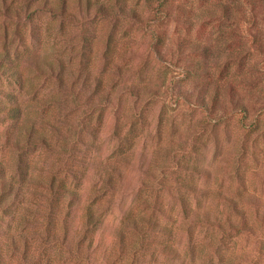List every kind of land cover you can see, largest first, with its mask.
<instances>
[{"label":"rangeland","instance_id":"1","mask_svg":"<svg viewBox=\"0 0 264 264\" xmlns=\"http://www.w3.org/2000/svg\"><path fill=\"white\" fill-rule=\"evenodd\" d=\"M0 53L19 71L0 73L19 109L0 113V264H79L89 204L102 249L133 211L183 253L192 232L199 264H264V0H0Z\"/></svg>","mask_w":264,"mask_h":264},{"label":"trees","instance_id":"2","mask_svg":"<svg viewBox=\"0 0 264 264\" xmlns=\"http://www.w3.org/2000/svg\"><path fill=\"white\" fill-rule=\"evenodd\" d=\"M46 5L48 8H50L49 10H55L53 5ZM67 7V3H64L61 9L57 11L59 12L58 14L64 18L74 17V15L69 12ZM101 7L102 6H100V8ZM4 60L7 61L5 59V53H0V64H3L5 62ZM49 66L53 68L52 64H50ZM37 68L40 69V66L37 65ZM0 73L3 76L15 79L18 76L19 71L15 67L14 69H10L7 66H0ZM0 97L12 98V100H15L16 98L12 93H6L1 89ZM205 110L207 116L209 117V120H211L208 114V109L205 108ZM0 113L18 115L19 109H12V107H8L6 104L0 103ZM34 128L35 124H32L25 129V135H27L28 144H34L37 138H41L40 142L43 145L48 144L46 136L41 135L40 133L38 134V132ZM15 144L17 146V150L22 149L19 142H16ZM20 158H22V155L20 156ZM188 168L190 169V167ZM191 170H193V172H197L198 169L193 167L191 168ZM49 181L50 190L52 192L56 191V183H62L58 184L57 188L59 191L61 189L62 192L69 193V195L72 196V200L81 201V193L77 190L68 188L64 184L62 179H58L53 175ZM184 188L196 192L193 185L187 184ZM182 205L185 217L188 218L191 216V214H194L191 217V222L194 225L209 224L210 215H203L198 211L194 212L193 208L190 207V204L184 201V199L182 200ZM104 211L105 210L100 211L96 206L92 204L86 205L82 208L83 225L81 234L78 239V245L76 249L77 253L74 257V259H76L79 264H146L145 262L147 260L150 262H154L152 264H160L158 263V261H160L161 257L167 258V264H187L186 260L188 256L190 257L192 264H199V260L197 259V257L199 256L200 251H202V248L200 244H198L197 242L195 243V235L192 232H190L189 235V250L187 253H183L179 246H177L179 241L176 228L177 226L172 227L166 224H161L159 223L158 219H147L146 217L136 215L133 211L128 214V217L123 221L122 227H120V229L116 232V240L113 241V246L102 249V245L105 243L103 234L106 230L107 221ZM66 231L68 232L67 228ZM155 235H158L159 239H157ZM135 236H137L139 240L135 239ZM66 237L67 236L64 237L63 243H67L68 238ZM163 237L165 241H161V238ZM54 238L56 239V244H58L59 246L58 250H60V247L63 246V243L62 241H60L59 236H54ZM149 243L151 244L149 245ZM84 246H87L88 252L86 253H84L83 250ZM26 251H29V247ZM29 255L31 254L26 253L24 256L28 257ZM1 259L4 260L3 255L1 256ZM6 264L11 263L8 262ZM45 264H54V261L51 258H47Z\"/></svg>","mask_w":264,"mask_h":264}]
</instances>
